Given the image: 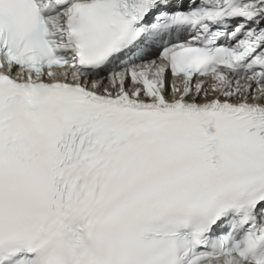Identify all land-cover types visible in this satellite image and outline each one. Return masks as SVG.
Segmentation results:
<instances>
[{"label": "snow or ice", "instance_id": "obj_1", "mask_svg": "<svg viewBox=\"0 0 264 264\" xmlns=\"http://www.w3.org/2000/svg\"><path fill=\"white\" fill-rule=\"evenodd\" d=\"M0 264H264V0H0Z\"/></svg>", "mask_w": 264, "mask_h": 264}]
</instances>
